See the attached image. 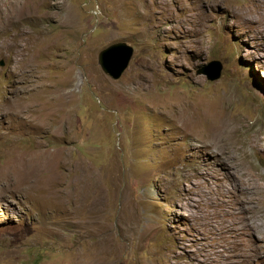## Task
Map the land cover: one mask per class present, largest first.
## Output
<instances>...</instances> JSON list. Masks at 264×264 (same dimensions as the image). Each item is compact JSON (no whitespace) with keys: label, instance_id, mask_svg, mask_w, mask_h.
Segmentation results:
<instances>
[{"label":"rangeland","instance_id":"obj_1","mask_svg":"<svg viewBox=\"0 0 264 264\" xmlns=\"http://www.w3.org/2000/svg\"><path fill=\"white\" fill-rule=\"evenodd\" d=\"M0 264H264V0H0Z\"/></svg>","mask_w":264,"mask_h":264},{"label":"water","instance_id":"obj_2","mask_svg":"<svg viewBox=\"0 0 264 264\" xmlns=\"http://www.w3.org/2000/svg\"><path fill=\"white\" fill-rule=\"evenodd\" d=\"M133 48L125 41L112 42L101 48L97 53V62L101 70L110 78L118 79L126 70ZM209 68L202 70L210 80L219 78L221 74V63L214 60Z\"/></svg>","mask_w":264,"mask_h":264}]
</instances>
